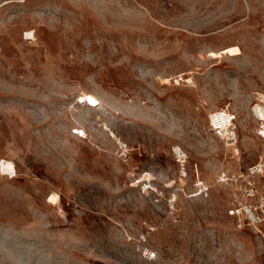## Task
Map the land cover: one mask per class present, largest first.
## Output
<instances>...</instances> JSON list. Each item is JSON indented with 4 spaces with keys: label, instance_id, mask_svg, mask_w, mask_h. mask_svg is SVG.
Segmentation results:
<instances>
[{
    "label": "rangeland",
    "instance_id": "obj_1",
    "mask_svg": "<svg viewBox=\"0 0 264 264\" xmlns=\"http://www.w3.org/2000/svg\"><path fill=\"white\" fill-rule=\"evenodd\" d=\"M256 92L264 0H0V264H264L225 185L181 193L172 212L139 191L145 178L165 195L172 180L192 191L195 170L212 181L224 164L255 163ZM226 106L238 162L207 127ZM145 222L154 259L137 244Z\"/></svg>",
    "mask_w": 264,
    "mask_h": 264
},
{
    "label": "built area",
    "instance_id": "obj_2",
    "mask_svg": "<svg viewBox=\"0 0 264 264\" xmlns=\"http://www.w3.org/2000/svg\"><path fill=\"white\" fill-rule=\"evenodd\" d=\"M196 108L204 109L205 102L198 103ZM250 111L255 122V134L262 140L260 155L255 163L246 167H242L241 164H224L212 181L201 178L198 170H195L196 180L192 191H188L184 185L174 187L176 181L172 180L171 185L165 183V188L171 189L166 195L155 179L145 178L139 185L140 193L152 195L156 202L165 199L166 207L172 212L181 193L187 198L205 199L211 194L212 182L225 185L231 195L227 205L228 214L234 218L236 228L240 230L250 228L264 242V92H256ZM207 120L209 131L217 137L225 149V159L232 162L240 161L241 146L237 113L226 106L209 112ZM110 134L117 142L119 156L129 159L134 148L126 141L117 138L114 132L111 131ZM172 152L179 163V179H188L191 173L187 151L181 146H173ZM195 169L198 167L195 166ZM132 185L135 186V183ZM144 224L148 229L140 233L137 244L144 245L142 253L145 257L154 259L157 252L145 246L148 235L154 231V227L148 226L147 222ZM130 240H133V237H130Z\"/></svg>",
    "mask_w": 264,
    "mask_h": 264
},
{
    "label": "snow or ice",
    "instance_id": "obj_3",
    "mask_svg": "<svg viewBox=\"0 0 264 264\" xmlns=\"http://www.w3.org/2000/svg\"><path fill=\"white\" fill-rule=\"evenodd\" d=\"M94 102V101H93Z\"/></svg>",
    "mask_w": 264,
    "mask_h": 264
}]
</instances>
